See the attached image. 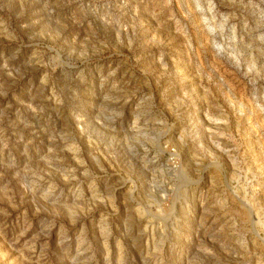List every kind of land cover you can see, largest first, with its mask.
I'll return each instance as SVG.
<instances>
[{
  "label": "rangeland",
  "instance_id": "obj_1",
  "mask_svg": "<svg viewBox=\"0 0 264 264\" xmlns=\"http://www.w3.org/2000/svg\"><path fill=\"white\" fill-rule=\"evenodd\" d=\"M0 264H264V0H0Z\"/></svg>",
  "mask_w": 264,
  "mask_h": 264
}]
</instances>
